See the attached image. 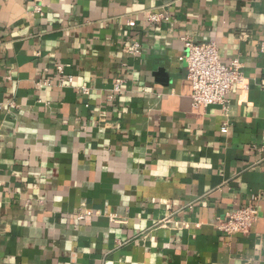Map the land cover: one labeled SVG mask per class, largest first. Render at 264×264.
<instances>
[{
  "label": "crops",
  "instance_id": "obj_1",
  "mask_svg": "<svg viewBox=\"0 0 264 264\" xmlns=\"http://www.w3.org/2000/svg\"><path fill=\"white\" fill-rule=\"evenodd\" d=\"M183 38L243 64L227 117ZM0 264H264V0H0Z\"/></svg>",
  "mask_w": 264,
  "mask_h": 264
},
{
  "label": "built area",
  "instance_id": "obj_2",
  "mask_svg": "<svg viewBox=\"0 0 264 264\" xmlns=\"http://www.w3.org/2000/svg\"><path fill=\"white\" fill-rule=\"evenodd\" d=\"M148 21L152 23L170 22L171 18L165 9L161 8L158 12L152 13ZM128 26L132 29L136 23L130 21ZM182 41L185 54L181 60L187 65L188 79L192 86L193 107L208 109L219 106L223 109L224 116L227 117L229 113L227 96L233 89L244 87L246 78L243 73V64L236 59L231 65H225L221 61L219 48L215 42L199 43L190 38H183ZM126 52L138 55L141 52V45L134 42ZM59 71L62 72V68H59ZM90 92L88 87L81 88L83 95H90ZM10 108H14V105H10ZM222 132H228V123L224 124ZM258 218L259 210L256 206H243L227 213L224 219L219 220L217 228L229 236L247 235Z\"/></svg>",
  "mask_w": 264,
  "mask_h": 264
}]
</instances>
